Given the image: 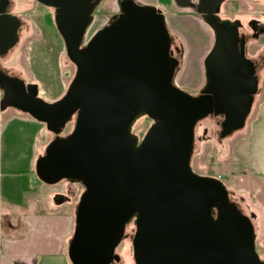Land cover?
<instances>
[{"label": "water", "instance_id": "95a60500", "mask_svg": "<svg viewBox=\"0 0 264 264\" xmlns=\"http://www.w3.org/2000/svg\"><path fill=\"white\" fill-rule=\"evenodd\" d=\"M31 1L54 10L74 76L64 96L47 103L36 85L0 70V111L26 114L54 135L34 164L40 183L67 181L84 189L67 249L70 264L119 263L115 250L130 223L134 264H264L248 217L229 202L220 181L190 167L195 124L224 113L225 136L243 125L250 104L246 97L238 105L235 73L215 66L234 49V30L214 17L223 0L195 6L173 0L179 8L194 7L216 36L206 59L215 65L197 98L173 84L177 61L160 10L120 0L118 15L84 43L100 0ZM19 24L0 7V56L17 42ZM141 117L152 124L139 141L131 130Z\"/></svg>", "mask_w": 264, "mask_h": 264}, {"label": "rangeland", "instance_id": "374dc122", "mask_svg": "<svg viewBox=\"0 0 264 264\" xmlns=\"http://www.w3.org/2000/svg\"><path fill=\"white\" fill-rule=\"evenodd\" d=\"M119 1L101 0L86 31L84 43L119 13ZM133 1L141 6L155 7L164 14L167 29L174 41L173 47L183 52L175 83L182 90L195 92L202 83L203 55L212 45L213 36L209 27L194 7L182 9L173 0ZM13 2L10 12L22 22V27L17 45L0 61V66L25 83L36 85L38 97L53 103L64 96L75 72L53 24V11L34 1ZM241 2L248 3L247 0ZM192 3L196 5L195 0ZM256 3L246 4L239 12L236 6L229 5L228 0L224 5L228 12L222 16L242 21L249 18L264 21V7ZM73 122L66 125L61 137L71 131ZM151 124L148 118L141 117L131 131L140 141ZM201 127H210L207 138L203 137ZM197 134L191 160L193 171L220 179L233 193L243 213L252 217L256 228L257 254L264 261V78L243 130L223 143L218 142L213 125H201ZM53 138L54 135L43 124L26 114L10 108L0 113V208L18 204L23 206L20 205L21 200L30 192H39L46 199L52 191L61 187L60 193L73 195L76 206L84 191L80 184L61 181L53 185L54 188L43 185L35 177V161L44 154V149ZM41 208L46 209L45 206ZM126 232L128 236L115 253L120 258L119 264H134L131 250L133 223L127 226Z\"/></svg>", "mask_w": 264, "mask_h": 264}, {"label": "flooded vegetation", "instance_id": "af4514ba", "mask_svg": "<svg viewBox=\"0 0 264 264\" xmlns=\"http://www.w3.org/2000/svg\"><path fill=\"white\" fill-rule=\"evenodd\" d=\"M25 1H31V0H25ZM195 1L197 2V0H195ZM227 1L228 0H223L219 4V6L215 10L214 17H215V20L217 23H219L221 25H226L228 27L227 29L229 32H231V30H234L235 38H234V40H232L230 42V44H232L234 46V49L228 51L227 53L223 54L222 56H219V60H218L219 64H217V65L214 64V65L218 68L217 70H219V71H227V72L233 71L235 73V75H236V86L238 87V90H240L239 99L237 100L238 105L241 103L243 104L245 102L246 97L249 98L250 104L248 107V111L244 117L243 125L240 128L229 131V133H227L225 136H222V134L226 130H228V128L230 127V122L228 124H224L226 121V115L224 113H211V114L207 115L205 118H203L202 120L198 121L194 127L192 156H193V152H194V146L196 143V138L198 135L197 132L200 129L201 125H203V124H206L208 126L213 125V127L216 130L217 140L219 143H223L225 140L232 138L237 132H240L241 130L244 129V127L246 125V120L250 116V114L252 113V109H253V106L255 104V100L258 98V96L260 94V87L263 83V78H264V76H263L264 75V21L253 19V18H249L246 21H242V20L237 19V18L236 19H229L226 16H222L228 12V9L224 8V5ZM100 2H101V0H100ZM247 2L248 3H246V4H252V5H256L257 4L256 2H258L259 5L262 4V6L264 7V0H247ZM13 3H14L13 0H0V7H2L4 14L9 15V16L14 17V18H17L14 15H12L10 12V8L12 7ZM243 3L241 2V0H229V5H232L233 7L236 6L237 11H239V12L242 10L243 7L247 6L245 3L244 4ZM36 4H38V3H36ZM97 5H96V7H97ZM39 6H42V5L39 4ZM42 7H44V6H42ZM96 7H95V9H96ZM45 8H47V7H45ZM48 9L53 11L52 21L54 24V10L50 9V8H48ZM95 9H94L93 14H92V20H93V15H94ZM117 15L113 16V18L109 21V23ZM163 16H164V14H163ZM164 19H165V16H164ZM203 20L206 23V25L209 27V29L211 30L213 40H212L211 48L206 53H204V55H203L202 67H201L202 68V74H203L202 83H201V86H199L195 92L182 90L181 87L175 83V80H174L175 74H176L177 70L179 69V66L181 63V56H182L183 52L181 51V49H178L177 47H173L174 41L172 40V37L169 34L171 57L177 61V69H176V72H175L174 77H173V84L178 89L184 91L185 93L189 94L193 98L200 97L202 90L205 89L207 82H208L207 77H206L207 70H211L214 67V65H211L210 63L206 64V59L210 55V53H211V51L215 45L216 36H215L213 29L206 22L204 17H203ZM18 21L20 24H19V27L17 29V42L5 54L0 56V61L11 50L14 49V47L17 45V43L19 41V32H20L21 27H22V22L20 20H18ZM165 24H166V20H165ZM166 28H167V26H166ZM168 33H169V31H168ZM0 70L5 75H7L9 77L17 78V79L21 80L22 82H24L21 78L6 72L1 66H0ZM24 84L27 85V83H25V82H24ZM240 109H241V106H240ZM6 110H4V111H6ZM4 111H2L0 113H3ZM201 129H202L201 133L204 135L203 137L207 138L206 136L208 135L209 131H211L210 127L209 128L201 127ZM192 156L190 159V167H191L192 172L195 173L196 175L200 176V177L212 178V179H216V180L220 181L222 183V185L224 186V188L226 189V192L228 195V200L231 203H233L235 205L236 209H238L240 212H242L243 215L248 217V219L250 220V222L252 224L253 230H254L255 250L257 253L256 231H255L256 228H255V224H254L252 217H249L245 213H243V210H242L239 202L235 201L233 193L230 192V190L227 188V186L220 179H217V178L212 177V176L200 175V174L193 171L192 166H191ZM127 226L124 228L122 240L128 236L127 232H126ZM131 239H132V237H131ZM122 240H121V242H122ZM258 257L260 258L259 255H258ZM117 264H119V263H117Z\"/></svg>", "mask_w": 264, "mask_h": 264}, {"label": "crops", "instance_id": "0c3cea01", "mask_svg": "<svg viewBox=\"0 0 264 264\" xmlns=\"http://www.w3.org/2000/svg\"><path fill=\"white\" fill-rule=\"evenodd\" d=\"M60 189L46 199L38 190L24 191L23 206L0 208V264H70L67 249L77 204Z\"/></svg>", "mask_w": 264, "mask_h": 264}, {"label": "trees", "instance_id": "16d2710c", "mask_svg": "<svg viewBox=\"0 0 264 264\" xmlns=\"http://www.w3.org/2000/svg\"><path fill=\"white\" fill-rule=\"evenodd\" d=\"M201 16V15H200ZM202 17V16H201ZM202 19H203V17H202ZM72 121H74V119H72L70 122H72ZM69 122V123H70ZM68 123V124H69ZM38 181V180H37ZM23 189L25 190V187H23ZM73 196V195H72ZM230 202V201H229ZM231 203V202H230ZM231 204H233V203H231ZM238 210V209H237ZM238 212L240 213V214H242V212H240L239 210H238ZM243 215V214H242ZM215 216H216V213H214V215H213V218H215ZM245 216V215H244Z\"/></svg>", "mask_w": 264, "mask_h": 264}]
</instances>
